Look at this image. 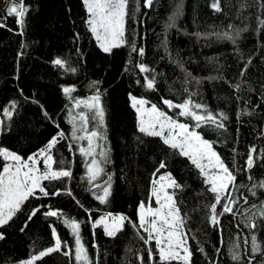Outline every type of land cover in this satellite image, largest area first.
<instances>
[{
  "label": "trees",
  "instance_id": "obj_1",
  "mask_svg": "<svg viewBox=\"0 0 264 264\" xmlns=\"http://www.w3.org/2000/svg\"><path fill=\"white\" fill-rule=\"evenodd\" d=\"M213 2L153 0L148 8L144 0H128L125 43L105 53L90 31L83 0H25L29 10L23 35L16 19L6 15V0H0V24L4 25L0 27V109L16 101L12 119L0 117L4 119L0 148L27 160L63 131L65 138L52 150L62 163L53 167L72 171L71 179L43 182L50 193L62 190L59 196L38 193L39 199L30 197L22 212L0 228L4 235L0 264H25L53 246V227L66 247L62 244L60 252L34 264H76L75 238L63 223L65 219L81 224V241L92 264H161L155 241L141 239L147 233L139 226L138 210L141 203L155 206L152 182L162 175H170L180 185L170 192L184 218L189 264H237L233 253L241 257L239 264H264V220L251 207L264 204V189L253 187L264 182V0H218L220 11L212 7ZM133 45L143 48L144 55L133 52ZM57 58L65 62L64 68L53 63ZM141 63L150 71L140 72ZM146 77L154 78L153 90L146 87ZM65 87L75 89L73 99L65 95ZM97 93L104 123L100 127L90 119L88 131L98 130L105 137L94 141L100 145L97 154L107 153V161L101 163L105 174L97 181L111 176V194L105 204L96 199L100 189L88 183L91 158L79 151L88 142L72 139L69 123L70 111L92 117L89 110L76 109L74 101L88 100ZM130 96L148 101L179 123L193 125L191 130L212 143L237 178L231 189L238 201L235 216L223 214L219 225L210 223L214 194L205 176L160 137L139 131ZM189 96L213 114L226 115L225 128H196L194 121L179 115V109H168L163 103L165 99L181 103ZM252 146L259 155L247 171L245 161ZM161 162L166 165L163 169ZM6 163L0 157V172ZM40 205L47 207L28 220L29 212ZM48 208L57 210L59 218L46 217L43 213ZM105 214L126 218L114 237L107 236L102 226L92 227V221ZM246 216L258 225L255 230L245 226ZM252 235L261 244V253L252 252Z\"/></svg>",
  "mask_w": 264,
  "mask_h": 264
},
{
  "label": "snow or ice",
  "instance_id": "obj_2",
  "mask_svg": "<svg viewBox=\"0 0 264 264\" xmlns=\"http://www.w3.org/2000/svg\"><path fill=\"white\" fill-rule=\"evenodd\" d=\"M6 3L8 5L6 7V15L16 19L21 29L20 35H23L25 17L29 10L25 0H6ZM83 3L89 14L87 23L90 31L95 36L99 47L105 53H111L113 48L120 47L125 43L123 37L125 34V17L128 15V0H83ZM152 4L153 0H144L145 7L150 8ZM212 7L216 11H220L218 0H214ZM261 25L264 26V20H261ZM2 26L4 25L0 24V27ZM132 51L137 52L140 56L144 55L143 48L137 49L133 45ZM53 63L60 68H64L65 66V62L59 58L55 59ZM71 70L75 71V69ZM139 71L147 73L150 69L141 63L139 65ZM243 72L244 70L242 69L241 75H243ZM145 79L146 87L149 90H153L155 87L154 78L146 77ZM74 91L75 89L70 87L63 89V92L69 99H73L71 93ZM130 100L131 106L138 113L139 131L148 136L160 137L165 145L173 150H179L181 155L188 157L191 163L205 176L206 183L210 185L208 190L214 194V203L209 206L211 213L209 217L210 223L213 226L219 225V217L223 214L235 216L234 205L238 201L231 195V189L236 187L237 178L213 150L212 143L204 140L198 132L191 130L193 125L177 122L171 116L167 115L166 112L159 110L155 105H152L150 109H146L145 105L148 101L133 96H130ZM163 103L168 109H179V115L194 121L196 128L204 125H214L218 129L225 128L223 121L227 120L226 115L223 113L213 114L208 111L205 105L194 102L190 96L181 103H173L172 100L168 99H165ZM74 107L76 109H87L93 113L92 117H89L83 111L76 114H72L70 111L69 123L73 125L71 133L72 139L87 140L88 142L87 148L81 147L79 151L81 155L91 158L88 160L87 167L88 183L94 188L100 189L101 194L96 195V199L101 204H105L111 194V176H108L107 180L102 183H97V181H100L101 177L105 174L101 163L107 161V153L100 151L97 154L96 148L100 147V145L94 143V141L104 139L105 137L98 130L88 131L90 119L97 120L100 127H103L104 109L101 105V96L97 93L88 100H75ZM15 109L16 101H12L9 106L0 109V117L11 120ZM44 114L47 115V112ZM146 115L148 117L147 120H145ZM77 121L80 127H77ZM3 124L4 119H0V127ZM56 126L59 128V125ZM78 132H83L85 135H78ZM64 138L65 133L59 131L56 136L51 138L44 149L28 157L27 160L22 159L20 155L12 151L0 148V157H3L5 161L11 162L6 164L3 167L2 173H0V228L8 225L17 213L22 212L23 205L30 197L39 199L40 195L49 197L59 196L61 194L62 190L60 189L50 193L43 185V182L72 178V171L69 168L53 167L58 163H62V161L58 162L54 158L52 150ZM69 150L71 151V145H69ZM97 155L100 157L99 160L96 158ZM257 155H259L257 148L254 146L250 147L245 161V170L250 171L253 169ZM41 162L43 164L42 169L40 167ZM165 167V163L161 162L159 168L163 169ZM206 168L209 171H206ZM159 179L160 181H169L167 186L160 183L159 188L155 187L157 181L153 180L152 182L153 188L151 195L155 197L156 203L159 206L155 209L148 207L146 210L144 203L139 205V226L147 233V237H141V239H144L145 243L155 241L161 264H171L172 261H183L184 264H189L191 251L187 246V236L183 230L184 218L181 216L179 208L175 205L173 195L166 191V187L178 188L180 185L170 175H162ZM253 187L264 189V182ZM68 194H72L70 190ZM252 195H256V193L253 191ZM222 201L226 202L222 203ZM243 202L246 204L249 203L247 198H243ZM217 206H220V212L217 211ZM45 207L47 206L40 205L33 208L29 212L27 219L31 220ZM251 207L257 209L254 215H258L264 220V204H261L259 207L257 205H252ZM249 211H251V208ZM43 214L46 217L59 218L60 216L57 210L51 208H48ZM125 219L123 215L111 216L109 214L98 220H93L92 227L95 228L103 225L105 234L109 237H114L121 230ZM246 220V227L252 230L257 228L258 225L253 221L252 217L246 216ZM63 223L71 229V233L75 238L76 264H92L88 251L81 241V224L76 220L69 219H65ZM52 235L54 237V245L41 251L38 255L33 256L25 264H34L35 261L43 256L61 251L62 244H65V242H62L54 227L52 228ZM2 239H4V235L0 233V240ZM245 243H248V241H245ZM251 250L254 254L261 253L262 251L261 244L258 243L255 235L251 236ZM63 254L66 256L72 255L70 251H64ZM151 256L152 252L149 250V257L151 258ZM232 259L239 264L241 257L233 253ZM249 264H251V261H249Z\"/></svg>",
  "mask_w": 264,
  "mask_h": 264
},
{
  "label": "rangeland",
  "instance_id": "obj_3",
  "mask_svg": "<svg viewBox=\"0 0 264 264\" xmlns=\"http://www.w3.org/2000/svg\"><path fill=\"white\" fill-rule=\"evenodd\" d=\"M86 7V6H85ZM87 10V9H86ZM88 19H89V14H88ZM93 35V34H92ZM93 37H94V39H95V41L97 42V40H96V38H95V36L93 35ZM97 44H98V42H97ZM98 46H99V44H98ZM139 99V98H138ZM130 103H131V100H130ZM151 106L152 105H148V104H146L145 105V108L146 109H150L151 108ZM136 111V110H135ZM161 111H163V110H161ZM165 112V111H164ZM167 115H169L168 113H166ZM136 116H137V124H138V128H139V117H138V113H137V111H136ZM170 116V115H169ZM148 119V117H147V115L145 116V120H147ZM175 120V119H174ZM177 121V120H176ZM178 122V121H177ZM167 134V133H166ZM97 158V157H96ZM9 163H11L10 161H7V163L6 164H9ZM206 163V162H205ZM5 164V165H6ZM4 165V166H5ZM40 167H41V169L43 168V164H42V162H41V164H40ZM87 167H88V165H87ZM3 170V169H2ZM2 170H1V172L0 173H2ZM206 171H209L207 168H206ZM212 171H214V170H212ZM157 181V183H156V185H155V187L156 188H159V186H160V183H163V184H165L166 186H167V184L169 183V181L168 180H164V181H160V179L159 180H156ZM172 188H167L166 187V191L169 193V194H171V192H170V190H171ZM152 198H153V200H154V202H155V206L154 207H151L150 206V204H148V205H146L145 206V209L147 210V208L148 207H151V208H153V209H155V208H157L159 205H157V203H156V199H155V197H153L152 196ZM138 213H139V210H138ZM109 214H105V215H103L102 217H104V216H108ZM111 216H114V215H111ZM102 227H103V225H101ZM183 262V261H182ZM184 263V262H183Z\"/></svg>",
  "mask_w": 264,
  "mask_h": 264
},
{
  "label": "water",
  "instance_id": "obj_4",
  "mask_svg": "<svg viewBox=\"0 0 264 264\" xmlns=\"http://www.w3.org/2000/svg\"><path fill=\"white\" fill-rule=\"evenodd\" d=\"M0 242H1V240H0Z\"/></svg>",
  "mask_w": 264,
  "mask_h": 264
}]
</instances>
